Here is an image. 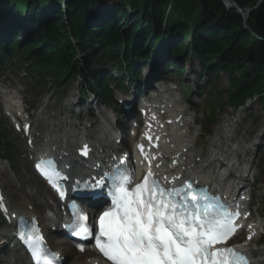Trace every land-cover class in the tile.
Masks as SVG:
<instances>
[{"label": "trees", "instance_id": "16d2710c", "mask_svg": "<svg viewBox=\"0 0 264 264\" xmlns=\"http://www.w3.org/2000/svg\"><path fill=\"white\" fill-rule=\"evenodd\" d=\"M229 1L253 10L248 29L222 0H0V69L27 61L58 85L81 77L111 101L102 68L115 63L137 76L135 59L149 64L165 46L208 73L229 75L232 107L254 96L264 105V0ZM6 135L0 125V155L11 159L13 150L1 143Z\"/></svg>", "mask_w": 264, "mask_h": 264}, {"label": "rangeland", "instance_id": "374dc122", "mask_svg": "<svg viewBox=\"0 0 264 264\" xmlns=\"http://www.w3.org/2000/svg\"><path fill=\"white\" fill-rule=\"evenodd\" d=\"M179 61V60H178ZM178 61H176L178 63ZM179 65H182V62L179 63ZM110 67L113 68V66H109L105 68V71H109ZM151 65H149L147 68L150 70ZM185 67L187 68L188 73H190L191 71L193 72V76L188 77L187 75L184 76V84L191 83L193 85L199 84V85H204L206 82V93L208 92H213L214 95L216 96L219 93H222L223 95V105L224 106H220L217 109V125L214 126L211 129V132L213 133V135L211 137L215 135H219L217 134L218 132H223L225 129L230 131V135L234 137L235 142L233 144L234 148H239V145L237 144L238 141L241 140H245L243 145L245 144L246 147H252L253 151L256 149V144H264V105L258 101V97L257 99H250L249 102L246 103V105L244 106V108H241L239 110H234L232 108L231 105L228 104L229 100H228V95L225 93V90L228 89L229 87V79L227 76L222 75L220 73H217L216 76H218L217 78L215 76L210 77L208 75H200L201 74V67L199 65V63L196 60H192V61H186L185 62ZM114 73V72H113ZM149 74V71H147V73H144L145 77L147 78ZM24 74H21V77H23ZM202 76V77H201ZM9 78L8 83L4 84L6 87L10 88L11 91H13V89H20L23 92H20L21 98L23 99V102L25 101L27 103V106H31L34 105V103L36 102V100L38 99L37 96L40 94L41 92V88L39 87V85H36L35 83H30V82H25L26 78ZM190 79V80H189ZM77 82H79V80H74L73 85H70V88L65 91L64 94L65 95V99H63V101H60L59 98H56L54 96V93L59 94L60 92L57 91H52V90H48L45 89L44 90V96H43V102H46V99L48 98H52V102L49 103V107L46 110V116H53L56 118H60L58 117L61 108L57 107V104L59 106H61L62 108H65L68 111H71L74 107H75V103L78 101V94L76 93L77 91ZM210 84V85H207ZM12 86L13 87L12 89ZM185 86V85H183ZM216 88L217 90L213 89ZM43 91V89H42ZM69 93V94H68ZM206 93L204 94V96L201 98V101L198 98H193L191 99V103L197 105V101L199 100V103H204L207 100V96ZM202 94V95H203ZM70 95V96H69ZM0 96H1V90H0ZM70 98H69V97ZM190 100V98H189ZM189 103V102H187ZM44 107V106H43ZM40 108V111L43 109ZM187 107H191V105L187 104ZM204 108L207 109L208 106L207 104L204 105ZM39 111V112H40ZM37 110H35L34 112L32 111L31 114H33L34 117V122L36 123V118L35 116L37 115ZM99 113V112H98ZM210 112L207 109V114H209ZM204 110L203 108L197 112V115L193 112L190 111V116L193 117V121L196 119L198 121H203L204 120ZM39 123V122H38ZM56 123H58L56 121ZM70 123L73 122H69L65 127L64 125L59 128L60 126H58L57 131H60V129H66L67 131L72 132L73 129H70L71 127L69 126ZM233 124V128L228 129V125L229 124ZM8 125V131H10V136L12 137V142L14 143L13 145L15 146V148L18 151H23V153L25 152V150H27V147L25 145V141L22 139V135L17 134L14 132L13 128ZM217 130V131H216ZM194 132H198V134H201L202 137V141H204L206 138L205 136H203V131L201 128L195 127ZM215 137V136H214ZM11 140V138H10ZM209 140V146L211 143L212 138L208 139ZM207 146L206 149L209 147ZM195 151V150H194ZM199 151H203L201 148H198L197 152ZM258 157L259 154L258 152H253L252 157H246L244 158V160H248L251 159L252 160V166H253V170L250 171L249 175L251 177V179H254L253 177L255 176V178L259 177V180L257 181V194L255 195L254 201H253V205H252V210L254 213V217L257 219L258 216L260 215V213L262 212L259 209V204L262 207L261 203H264V179L260 177V175L256 174V170L259 171V167L256 166L257 161H258ZM243 162V161H242ZM20 163V165H19ZM0 164H2V162H0ZM3 164H8V163H3ZM9 165V164H8ZM7 167V165L5 166V168ZM251 167V166H250ZM257 167V169L255 168ZM21 168V173L19 171V176L18 177V173L17 175L14 174V168L9 165L7 169L8 172V179H13L14 183L17 185V187H13V188H7L5 190L6 194L9 196V198L11 200L15 199V201H21L22 199H24L27 203H31L32 201H30L29 199L23 197V193L24 190L27 193H33V191H37L38 196H34V207L38 208V206L43 205L45 203H51L49 197L46 195V193L44 192V190H42L38 183L34 180L33 175H32V171H31V167L30 164L27 160H20L18 161V166L17 169L19 170ZM1 174V173H0ZM17 176V178H16ZM1 178V176H0ZM1 180V179H0ZM3 181V179H2ZM5 181V179H4ZM20 182V183H19ZM252 184V181H251ZM24 189V190H23ZM29 193V194H30ZM36 194V193H34ZM27 197V196H26ZM261 225H264V219L261 220ZM0 230H2L0 228Z\"/></svg>", "mask_w": 264, "mask_h": 264}, {"label": "bare ground", "instance_id": "6f19581e", "mask_svg": "<svg viewBox=\"0 0 264 264\" xmlns=\"http://www.w3.org/2000/svg\"><path fill=\"white\" fill-rule=\"evenodd\" d=\"M5 99L8 105L7 112L14 116L17 113L20 114L19 105L16 101L18 98L9 97L7 95ZM175 102H177L176 98ZM168 106L169 104L166 103V107ZM183 132L186 133L183 129L179 131L180 136L174 131L168 132L166 134L169 137L168 141L162 142L161 144L160 152L166 159V163L163 169L160 168V170H163L165 175H168L169 170L176 169V178H180L182 174L192 176L198 182L210 184V186L216 190L222 189L227 197H235L241 186H245V188L250 186V182L244 178L246 168L250 165V161L245 164L244 169H239L237 166V163L242 159L244 154L250 152L249 148H244L241 151L231 149L229 143L233 142V138L227 131H224L220 137H217V139L213 141L209 151L194 156L192 152V142L187 141V139L185 140L184 137L186 136ZM48 138L47 136L44 137L42 140L46 142H44V144H51V148L54 146L60 147L58 149L61 150V153L72 152V147L79 148L77 141L71 138L69 132L66 130L61 131L59 135H56L54 138ZM105 142H110L108 137H106ZM239 145H243L242 140L239 141ZM100 146L101 149L104 147L110 148V146ZM51 148H45L44 146V152L51 150ZM184 168H186V170H184ZM0 172L4 176L7 173L6 170L3 169H0ZM7 185L8 187L14 186L11 181H9ZM24 206L25 205H21V207ZM19 208L20 207H16L13 212H18ZM42 222L48 226L50 219L48 217H43ZM0 236L3 237L4 233L0 232ZM7 237H12V232H8ZM257 241L258 238H256L253 243ZM0 244L2 246L5 245L3 240L0 241ZM240 246L253 257L255 264H264V246L254 247L252 244H245V242ZM51 247L55 251L64 253L67 264H88V259L92 257L88 253L82 255L75 252L71 246L65 243V240L61 243L52 241ZM8 251L9 248L4 252L7 253ZM3 263L4 262H2V264ZM10 264H18V262L15 261L13 263L10 261ZM20 264H24L22 260Z\"/></svg>", "mask_w": 264, "mask_h": 264}, {"label": "water", "instance_id": "95a60500", "mask_svg": "<svg viewBox=\"0 0 264 264\" xmlns=\"http://www.w3.org/2000/svg\"><path fill=\"white\" fill-rule=\"evenodd\" d=\"M222 1H223L224 5L227 8L234 9V10L238 11V13L243 17V19L245 21V28L248 29V26L246 24V21L249 18V15L253 12V10L248 11V13L246 14L244 11H242L236 5H234L231 1H229V0H222ZM246 15H247V17H246Z\"/></svg>", "mask_w": 264, "mask_h": 264}]
</instances>
